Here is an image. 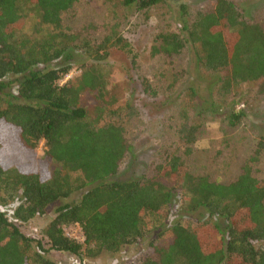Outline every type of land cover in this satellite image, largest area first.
Wrapping results in <instances>:
<instances>
[{
  "label": "trees",
  "instance_id": "trees-1",
  "mask_svg": "<svg viewBox=\"0 0 264 264\" xmlns=\"http://www.w3.org/2000/svg\"><path fill=\"white\" fill-rule=\"evenodd\" d=\"M79 1L0 0V264H57L51 251L84 264L83 257L116 253L148 237L129 264H264L258 244L264 240V178L254 167L264 155V136L229 182L194 174L180 154L169 152L138 178H112L131 155L125 133L138 112L108 88L107 59L118 49L130 57L128 71L139 68L119 28L122 18L164 0H103L109 13L101 35L92 33L90 19L77 29L63 23L62 13ZM26 10L33 13L29 33L22 32ZM176 14L175 29L156 36L151 55L189 51L197 71L213 78L208 108L238 125L245 116L236 107L239 88L257 82L264 95V15L248 16L233 0L181 3ZM76 51L86 61L61 83ZM128 80L144 95L159 94L144 75ZM165 120L185 150L204 126L186 108ZM40 141L43 154L36 156ZM75 192L80 196L57 205L37 236L21 229ZM199 208L206 218L168 224L173 209ZM73 225L82 240L66 233Z\"/></svg>",
  "mask_w": 264,
  "mask_h": 264
},
{
  "label": "rangeland",
  "instance_id": "rangeland-1",
  "mask_svg": "<svg viewBox=\"0 0 264 264\" xmlns=\"http://www.w3.org/2000/svg\"><path fill=\"white\" fill-rule=\"evenodd\" d=\"M233 1L243 8L248 16L264 15V0ZM205 2L206 0H164L147 11L128 10L122 18L119 28L131 43L139 68L128 71L130 57L124 51L113 48L107 59L110 65L107 86L119 97L120 103H133L138 115L136 124L128 127L125 133L132 147L131 155L112 178H138L150 168V164L162 161L165 153L169 152L180 154L192 173L205 174L211 180L223 183L229 182L238 175L244 159L252 154L259 137L264 136V95L259 93V83L250 82L239 88L240 98L236 107L243 108L245 116L238 125L232 126L224 114L214 113L208 108L207 101L213 78L197 71L189 51L183 50L180 54L170 56L150 53V47L159 33L175 29L179 4L203 6ZM26 13L29 16L23 33L30 32L33 22L32 11L26 10ZM108 13V6L103 0H80L71 9L63 12L61 17L63 23L72 29L80 28L90 19L94 27L92 33L101 35ZM73 54L74 65L70 72L71 76H76L80 73L79 66L85 63L86 57L77 51ZM129 75H144L159 87V94L151 97L140 93L130 84ZM65 80L63 78L60 82ZM180 108H186L195 119H202L204 122L202 132L190 150H185L183 144L174 141L170 130L164 126L165 117ZM43 150L44 142L40 141L34 153L40 156ZM254 167L256 175L264 178V155ZM80 194L81 192H75L68 198L59 200L44 215L35 217L28 224L21 226V229L37 236L39 230L53 217V210L57 205L76 199ZM180 203L181 199H177L174 208H178ZM175 209L168 224L177 218L182 219L183 224L186 221L188 224H194L198 219L207 216V212L202 208L194 211ZM215 220L223 223L220 218ZM66 233L82 240L78 225L67 227ZM154 235L152 232L149 236ZM150 238L124 246L116 253L105 252L95 258L83 257L84 264H129L145 249ZM258 244L264 246V240ZM48 256L57 264H80L79 258L70 253L51 251Z\"/></svg>",
  "mask_w": 264,
  "mask_h": 264
},
{
  "label": "built area",
  "instance_id": "built-area-1",
  "mask_svg": "<svg viewBox=\"0 0 264 264\" xmlns=\"http://www.w3.org/2000/svg\"><path fill=\"white\" fill-rule=\"evenodd\" d=\"M71 73L72 72H69L66 76H65V79H68V78H70L71 77ZM68 234V233H67ZM69 236H71V234H68ZM71 237H73V236H71Z\"/></svg>",
  "mask_w": 264,
  "mask_h": 264
}]
</instances>
